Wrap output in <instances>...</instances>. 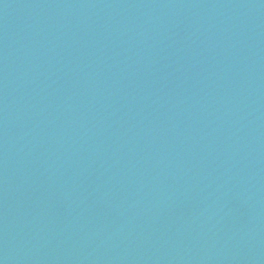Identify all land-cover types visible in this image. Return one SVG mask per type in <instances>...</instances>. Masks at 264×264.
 Instances as JSON below:
<instances>
[{
  "label": "water",
  "instance_id": "water-1",
  "mask_svg": "<svg viewBox=\"0 0 264 264\" xmlns=\"http://www.w3.org/2000/svg\"><path fill=\"white\" fill-rule=\"evenodd\" d=\"M0 264H264V0H0Z\"/></svg>",
  "mask_w": 264,
  "mask_h": 264
}]
</instances>
